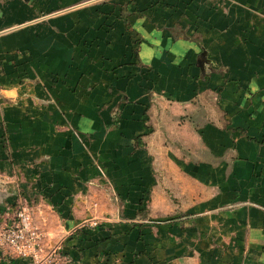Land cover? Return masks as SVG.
Instances as JSON below:
<instances>
[{
    "label": "crops",
    "instance_id": "obj_1",
    "mask_svg": "<svg viewBox=\"0 0 264 264\" xmlns=\"http://www.w3.org/2000/svg\"><path fill=\"white\" fill-rule=\"evenodd\" d=\"M0 190L61 264H264V0H0Z\"/></svg>",
    "mask_w": 264,
    "mask_h": 264
},
{
    "label": "rangeland",
    "instance_id": "obj_2",
    "mask_svg": "<svg viewBox=\"0 0 264 264\" xmlns=\"http://www.w3.org/2000/svg\"><path fill=\"white\" fill-rule=\"evenodd\" d=\"M11 195L5 194L4 191H0V194H3V196H0V249L3 252L8 253L12 258L13 257H21L13 253L11 246L7 243V232L10 227L16 228V224H19V218L18 213L22 206L20 205L21 202H18V197L20 195L15 196L13 193V190H9ZM12 191V192H11ZM26 207V206H25ZM29 209L30 213V223L25 226L27 230H35L38 233V239L37 244L40 248L39 253L37 254V257H34L31 253H29V249H27V255L21 258H24L29 261L30 264H46V256L48 253L52 252V250L56 249L57 246H55L52 243H50L49 239H46L44 234L42 232L46 231L44 228H40V223L35 219V212L32 210V207L28 205L27 207ZM33 211V212H32ZM22 224V223H21ZM20 224V225H21ZM85 224V225H84ZM82 224L80 227H86V223ZM91 224V223H90ZM92 226L97 225V222H94L91 224ZM23 225L21 226V228ZM43 230V231H42ZM47 237L49 234H46ZM60 264L62 261V258L60 257ZM63 263V261H62Z\"/></svg>",
    "mask_w": 264,
    "mask_h": 264
},
{
    "label": "built area",
    "instance_id": "obj_3",
    "mask_svg": "<svg viewBox=\"0 0 264 264\" xmlns=\"http://www.w3.org/2000/svg\"><path fill=\"white\" fill-rule=\"evenodd\" d=\"M17 216L20 223L16 224V228L10 227L8 229L7 243L11 246L13 253L18 256H26L28 253L26 249L27 247L29 249V253H31L34 257H37V254L40 251L37 244V239L39 237L38 233L35 230H27L25 228V226L30 223L31 217L29 209L23 206ZM22 225L23 227L21 228ZM60 257L61 255L59 254V249L56 248L47 254L46 264H60Z\"/></svg>",
    "mask_w": 264,
    "mask_h": 264
},
{
    "label": "water",
    "instance_id": "obj_4",
    "mask_svg": "<svg viewBox=\"0 0 264 264\" xmlns=\"http://www.w3.org/2000/svg\"><path fill=\"white\" fill-rule=\"evenodd\" d=\"M0 191L2 192L3 190H0ZM4 192H5L6 196H7V195H11L10 192H8V191H4ZM0 196L2 197L3 194H0Z\"/></svg>",
    "mask_w": 264,
    "mask_h": 264
}]
</instances>
